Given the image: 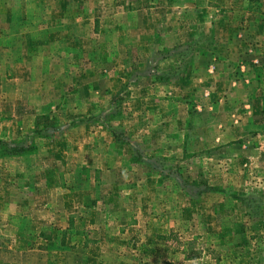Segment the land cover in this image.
I'll use <instances>...</instances> for the list:
<instances>
[{"label":"rangeland","instance_id":"374dc122","mask_svg":"<svg viewBox=\"0 0 264 264\" xmlns=\"http://www.w3.org/2000/svg\"><path fill=\"white\" fill-rule=\"evenodd\" d=\"M0 139V264H264V0H0Z\"/></svg>","mask_w":264,"mask_h":264},{"label":"trees","instance_id":"16d2710c","mask_svg":"<svg viewBox=\"0 0 264 264\" xmlns=\"http://www.w3.org/2000/svg\"><path fill=\"white\" fill-rule=\"evenodd\" d=\"M7 145H9V143H7L5 140L0 139V146H2L1 149L4 153H7L9 155H17V154H22L25 150L23 144H15V145H11V146H7ZM6 146H7V148H6ZM171 235H173L172 231L169 233V235L162 236V237L164 239H168L169 237H171Z\"/></svg>","mask_w":264,"mask_h":264}]
</instances>
